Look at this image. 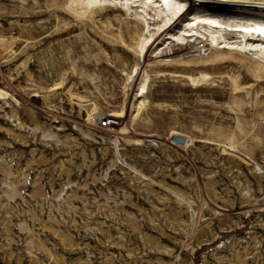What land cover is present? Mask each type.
<instances>
[{"label":"rangeland","instance_id":"rangeland-1","mask_svg":"<svg viewBox=\"0 0 264 264\" xmlns=\"http://www.w3.org/2000/svg\"><path fill=\"white\" fill-rule=\"evenodd\" d=\"M122 2L0 0V264H264V61Z\"/></svg>","mask_w":264,"mask_h":264},{"label":"bare ground","instance_id":"bare-ground-1","mask_svg":"<svg viewBox=\"0 0 264 264\" xmlns=\"http://www.w3.org/2000/svg\"><path fill=\"white\" fill-rule=\"evenodd\" d=\"M100 1L103 0H86L88 4ZM122 3L136 19L143 18L147 23L142 51L147 46L150 51L155 45L152 51L159 50L160 57L193 59L194 54L202 55L203 51L222 56L223 48H227L229 56L246 55L264 61V0H123ZM197 40L200 43L192 45ZM168 49L173 52L168 53ZM184 66L182 69L193 73L209 64ZM139 74L142 75L143 96L152 75L142 65H137L133 75ZM190 141L188 139L186 144Z\"/></svg>","mask_w":264,"mask_h":264},{"label":"water","instance_id":"water-1","mask_svg":"<svg viewBox=\"0 0 264 264\" xmlns=\"http://www.w3.org/2000/svg\"><path fill=\"white\" fill-rule=\"evenodd\" d=\"M173 140L177 141L180 144H186L188 141V137L186 135H182V134H174L173 135Z\"/></svg>","mask_w":264,"mask_h":264},{"label":"built area","instance_id":"built-area-1","mask_svg":"<svg viewBox=\"0 0 264 264\" xmlns=\"http://www.w3.org/2000/svg\"><path fill=\"white\" fill-rule=\"evenodd\" d=\"M112 122H115L114 120L112 121V119H108L106 121L103 120V125H108L111 124Z\"/></svg>","mask_w":264,"mask_h":264}]
</instances>
